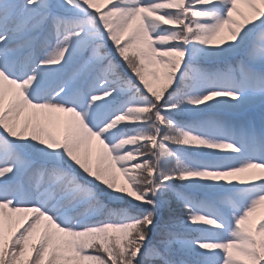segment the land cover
<instances>
[{
  "label": "snow or ice",
  "instance_id": "obj_1",
  "mask_svg": "<svg viewBox=\"0 0 264 264\" xmlns=\"http://www.w3.org/2000/svg\"><path fill=\"white\" fill-rule=\"evenodd\" d=\"M0 264H264V0H0Z\"/></svg>",
  "mask_w": 264,
  "mask_h": 264
}]
</instances>
